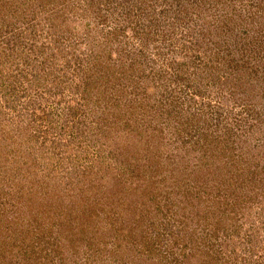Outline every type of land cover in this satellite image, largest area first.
I'll return each instance as SVG.
<instances>
[{"label": "rangeland", "instance_id": "rangeland-1", "mask_svg": "<svg viewBox=\"0 0 264 264\" xmlns=\"http://www.w3.org/2000/svg\"><path fill=\"white\" fill-rule=\"evenodd\" d=\"M0 264H264V0H0Z\"/></svg>", "mask_w": 264, "mask_h": 264}]
</instances>
